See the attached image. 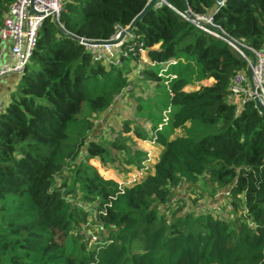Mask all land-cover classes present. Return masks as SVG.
I'll list each match as a JSON object with an SVG mask.
<instances>
[{
	"label": "trees",
	"instance_id": "obj_1",
	"mask_svg": "<svg viewBox=\"0 0 264 264\" xmlns=\"http://www.w3.org/2000/svg\"><path fill=\"white\" fill-rule=\"evenodd\" d=\"M167 1L136 23L119 65L94 60L78 37L110 39L149 0H64L58 19H45L30 62L0 110V264H264V115L250 100L238 111L230 93L233 75L247 71L246 60L184 18L182 0ZM9 4L0 0V28ZM187 4L194 13L213 12L229 38L264 50V0ZM183 53L213 82L188 90L190 82L176 78L171 124L198 121L217 130L199 136L191 128L170 139L153 127L162 147L153 172L132 184L104 177L89 159L120 168L122 158L141 165L146 152L116 155L113 150L124 152L126 143L92 137L95 117L131 88L132 62H144L139 78L160 82L154 64ZM123 128L129 132L130 122ZM65 171L71 185L68 178L57 182ZM200 177L212 193L229 192L227 217L172 209L176 188ZM77 188L105 228L92 246L75 230L87 222L85 209L69 199ZM52 205L64 222L61 235L43 215Z\"/></svg>",
	"mask_w": 264,
	"mask_h": 264
},
{
	"label": "rangeland",
	"instance_id": "obj_2",
	"mask_svg": "<svg viewBox=\"0 0 264 264\" xmlns=\"http://www.w3.org/2000/svg\"><path fill=\"white\" fill-rule=\"evenodd\" d=\"M146 61L147 58L143 57ZM138 66L134 62L131 63V88L126 89L118 98L114 100L113 105L105 112L100 113L95 117V127L91 134L92 137H97L98 141H102L104 137L118 138L126 143L127 148L124 152L116 149L113 151L120 156L132 154L134 148H140L146 152V158L141 162V165H129L122 158L121 167L108 164L104 166L98 159L91 158L89 164L95 166L99 172L106 178H113L120 183L132 184L133 182L141 181L150 172H153V165L159 159L162 147L153 138V127L161 129L165 132L168 138L172 139L180 135H184L188 129H195L199 136L209 132H214L217 128H205L198 121H188L184 127L174 128L171 118L175 108L170 103V85L178 77L186 78L190 83L188 90H195L201 85L213 82L212 78H207L202 72V66L195 58L188 57L183 53L180 58L169 61L163 64H154L155 69L161 75V81L148 80L139 78V69L143 67L144 62L138 61ZM84 115L87 114V107L84 108ZM130 122L131 130L125 132L123 129L124 122ZM135 129H140L142 134H138ZM202 133V134H201ZM68 171L57 178V182L61 183L64 179L71 185L72 179H69ZM69 185V186H70ZM76 187V186H75ZM77 197L73 195L69 199L72 204H77L78 207H83L87 214V222L78 226L75 230L86 242L92 246L94 243L102 239L104 226L97 220L96 207L87 203L82 199L81 192L76 189ZM220 191L212 193L208 187V183L203 177L195 183L184 182L176 188L171 199L172 209L177 211V215L187 212L197 211V206L203 205L205 211H211L215 215L227 217L230 206L224 202L223 196H218ZM59 195H56V198ZM218 197L223 198L218 201ZM230 201V199H228ZM173 210L168 211L169 220L173 214ZM43 215L48 219L58 235L64 228V222L61 218H57L54 207L49 206L44 209ZM232 218V217H231ZM105 233V232H104ZM103 233V234H104ZM63 240V237H60Z\"/></svg>",
	"mask_w": 264,
	"mask_h": 264
},
{
	"label": "built area",
	"instance_id": "obj_3",
	"mask_svg": "<svg viewBox=\"0 0 264 264\" xmlns=\"http://www.w3.org/2000/svg\"><path fill=\"white\" fill-rule=\"evenodd\" d=\"M225 0H217L223 5ZM64 0H10L9 11L0 28V78L10 74H21L32 57L39 36V31L47 17L58 19ZM170 3L160 0L156 7ZM31 8L36 12L32 13ZM178 11L184 18L191 21L203 31L223 39L236 49L246 60L247 71H240L233 75L230 83L231 98L237 104L238 111L247 100L254 101L261 115H264V50L239 43L222 32L214 19V13L198 14ZM193 15V16H192ZM126 27H118L116 33L108 40H95L78 37V43L89 51L94 60L105 64L119 65L121 63L120 48L126 38H133L134 34L127 33L121 38ZM119 40L117 43L112 41ZM3 41L10 42L9 59L5 58ZM251 70V74L249 71ZM118 98V96L116 97ZM5 102L0 100V110ZM229 192L220 191L218 196L225 197ZM218 197V201H222ZM223 200V201H224ZM225 202V201H224ZM231 209V205H229ZM203 205L197 206V211H204Z\"/></svg>",
	"mask_w": 264,
	"mask_h": 264
},
{
	"label": "crops",
	"instance_id": "obj_4",
	"mask_svg": "<svg viewBox=\"0 0 264 264\" xmlns=\"http://www.w3.org/2000/svg\"><path fill=\"white\" fill-rule=\"evenodd\" d=\"M2 46L4 48L5 58L9 59L10 42L3 41ZM20 74L10 73L0 78V100L7 103L10 99L12 91L16 88Z\"/></svg>",
	"mask_w": 264,
	"mask_h": 264
},
{
	"label": "water",
	"instance_id": "obj_5",
	"mask_svg": "<svg viewBox=\"0 0 264 264\" xmlns=\"http://www.w3.org/2000/svg\"><path fill=\"white\" fill-rule=\"evenodd\" d=\"M160 0H149L148 4L146 5V7L134 18V20L125 28V30L122 32L121 38L125 36L126 32L127 33H131L133 31L134 26L136 25V23L144 16V14L150 10L151 8L156 7L157 3ZM184 5H185V10L186 12H190L189 11V7L187 4V0H182ZM31 12L34 13L36 12L34 10V8H31ZM193 16V15H192ZM119 40H114L112 42L117 43ZM249 73L251 74V70L249 71Z\"/></svg>",
	"mask_w": 264,
	"mask_h": 264
}]
</instances>
